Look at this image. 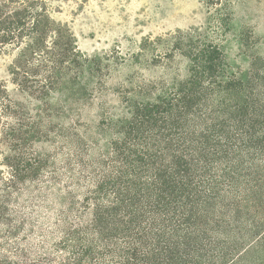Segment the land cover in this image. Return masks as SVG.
I'll return each instance as SVG.
<instances>
[{
	"label": "trees",
	"instance_id": "1",
	"mask_svg": "<svg viewBox=\"0 0 264 264\" xmlns=\"http://www.w3.org/2000/svg\"><path fill=\"white\" fill-rule=\"evenodd\" d=\"M15 47L13 82L42 103L85 70L46 0H0V57ZM180 53L187 77L130 102L94 189L49 229L21 201L50 166L43 129L0 83V264H264V70L236 73L198 31Z\"/></svg>",
	"mask_w": 264,
	"mask_h": 264
},
{
	"label": "rangeland",
	"instance_id": "2",
	"mask_svg": "<svg viewBox=\"0 0 264 264\" xmlns=\"http://www.w3.org/2000/svg\"><path fill=\"white\" fill-rule=\"evenodd\" d=\"M46 2L50 17L70 28L85 70L73 73L42 103L10 75L19 49L9 48L0 57V83L10 101L27 108L26 123L43 129L35 149L50 166L21 201L45 229L58 212L72 202L80 205L94 189L102 172L98 163L107 159L130 102L154 97L187 77L189 63L180 51L197 31L222 49L236 73L255 77L264 70V0ZM32 73L40 76L28 86L39 91L44 72ZM4 123L0 120V141ZM4 152L0 143V165Z\"/></svg>",
	"mask_w": 264,
	"mask_h": 264
}]
</instances>
